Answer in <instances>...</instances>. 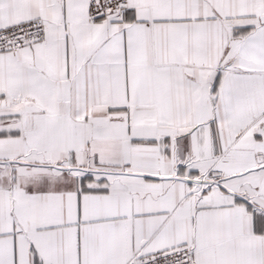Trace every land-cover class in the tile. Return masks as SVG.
Masks as SVG:
<instances>
[{
  "label": "snow or ice",
  "instance_id": "6c2138e0",
  "mask_svg": "<svg viewBox=\"0 0 264 264\" xmlns=\"http://www.w3.org/2000/svg\"><path fill=\"white\" fill-rule=\"evenodd\" d=\"M0 264H264V0H0Z\"/></svg>",
  "mask_w": 264,
  "mask_h": 264
}]
</instances>
